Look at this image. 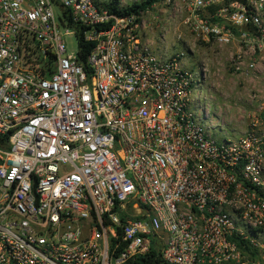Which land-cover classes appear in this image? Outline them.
I'll return each instance as SVG.
<instances>
[{"label":"built area","instance_id":"built-area-1","mask_svg":"<svg viewBox=\"0 0 264 264\" xmlns=\"http://www.w3.org/2000/svg\"><path fill=\"white\" fill-rule=\"evenodd\" d=\"M163 6L258 71L264 0ZM142 28L95 0H0V264H264L261 118L220 138L201 72Z\"/></svg>","mask_w":264,"mask_h":264},{"label":"rangeland","instance_id":"rangeland-1","mask_svg":"<svg viewBox=\"0 0 264 264\" xmlns=\"http://www.w3.org/2000/svg\"><path fill=\"white\" fill-rule=\"evenodd\" d=\"M121 1L131 5L142 0ZM163 2L158 0L153 9L145 14L143 36L153 43L156 54L175 57L183 53L188 69L196 75L201 72L202 81L198 87L203 92L201 104L207 105L220 138L232 142L237 135L256 124L257 117L261 118L259 123L264 127V53L259 56L262 58L255 74L244 76L235 73L231 69V58L238 49L236 43L221 47L199 41L180 20L169 18ZM54 11L57 15L61 13L58 6ZM67 41L68 53L77 52L75 36H68Z\"/></svg>","mask_w":264,"mask_h":264},{"label":"trees","instance_id":"trees-1","mask_svg":"<svg viewBox=\"0 0 264 264\" xmlns=\"http://www.w3.org/2000/svg\"><path fill=\"white\" fill-rule=\"evenodd\" d=\"M96 4L101 7H104L108 10L110 15H114L117 17H123L127 15H134L136 17V22L142 23V19L144 14L151 11L154 5L158 2V0H142L139 2H135L131 5H127L124 8H120L121 0H95ZM79 35V61L87 67V58L90 54L92 48L94 47L93 43L86 42L82 36ZM133 264H164L160 255L156 252H152L144 257H141L134 262Z\"/></svg>","mask_w":264,"mask_h":264}]
</instances>
